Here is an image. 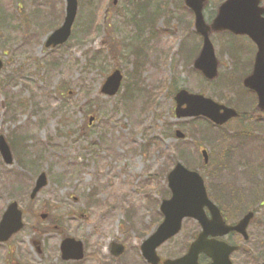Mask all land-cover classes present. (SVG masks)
<instances>
[{
  "label": "rangeland",
  "instance_id": "374dc122",
  "mask_svg": "<svg viewBox=\"0 0 264 264\" xmlns=\"http://www.w3.org/2000/svg\"><path fill=\"white\" fill-rule=\"evenodd\" d=\"M219 3L206 5L209 23ZM65 9V0H0V135L14 156L7 165L0 155V219L16 200L26 223L0 243V264H65L63 236L95 239L91 218L97 215L98 264H119L125 257L128 264H145L140 242L161 219L159 205L170 197L167 175L177 162L198 170L218 199L224 187L242 184L232 172L242 174L243 160L257 158L264 191V117L253 114L256 103L242 84L255 51L247 38L211 35L219 73L209 81L193 67L202 40L182 0H79L69 40L47 47ZM115 69L123 80L117 94L108 95L102 87ZM180 89L244 115L221 127L201 118L178 119L174 97ZM176 129L187 138H177ZM43 172L48 184L32 200ZM91 198L97 205L88 206ZM74 213L79 219L70 221ZM229 213L239 217L244 207ZM257 215L264 224V207ZM194 230L187 219L159 253L185 252ZM115 239L128 249L118 261L110 252ZM34 240L41 241V253Z\"/></svg>",
  "mask_w": 264,
  "mask_h": 264
},
{
  "label": "water",
  "instance_id": "95a60500",
  "mask_svg": "<svg viewBox=\"0 0 264 264\" xmlns=\"http://www.w3.org/2000/svg\"><path fill=\"white\" fill-rule=\"evenodd\" d=\"M260 0H228L219 8V14L212 25L205 22L203 8L207 0H185L186 5L195 13V28L203 36V48L199 57L194 62V67L203 74L213 79L218 74V62L214 54V48L210 40V32L230 30L236 34H248L258 45L254 70L248 76L244 84L254 90L259 98V107L264 109V18L261 14L263 9L258 7ZM66 16L60 28L55 30L47 39L46 46H57L65 43L71 33L78 10V0H66ZM118 0H114L116 4ZM3 62L0 59V72ZM122 73L115 70L105 81L102 92L108 95H115L121 85ZM176 114L181 117L205 116L222 125L230 118L237 116V112L229 107L206 98L200 94H190L186 90H181L177 96ZM186 105V107H183ZM178 138H185V134L177 130ZM0 152L7 164L13 163V156L4 136H0ZM204 157L207 161V152L204 150ZM47 184V177L42 173L33 189L31 197ZM168 184L172 192L169 199L163 200L161 210L165 215L163 223L157 231L147 239L142 249L144 256L153 264H158L159 257L156 249L163 242L175 236L182 228L183 219L193 217L200 221L204 231L197 241L191 244L188 253L176 260H167L164 264H198L197 259L200 252H206L214 259V264H231L229 254L234 249L225 243H215L206 241L209 234L224 235L231 229L244 230L252 218V213L247 214L236 226H228L222 219L220 210L209 199L204 179L194 170H189L182 163H177L168 174ZM208 206L212 212V219H208L204 208ZM24 226L22 211L17 202H12L0 221V242L7 241L13 234L21 230ZM70 242L75 243L73 250L70 249ZM122 246L115 249L116 254H120ZM63 258H80L82 256L81 243L74 240H64L62 243ZM20 264V263H18Z\"/></svg>",
  "mask_w": 264,
  "mask_h": 264
},
{
  "label": "flooded vegetation",
  "instance_id": "af4514ba",
  "mask_svg": "<svg viewBox=\"0 0 264 264\" xmlns=\"http://www.w3.org/2000/svg\"><path fill=\"white\" fill-rule=\"evenodd\" d=\"M225 0H221V2H224ZM260 6L264 7V0H260ZM264 16V14H263ZM232 35V34H231ZM236 36V35H235ZM247 38V40H249V42L251 43L252 47L257 50V46L256 44L248 37V36H242ZM253 114L256 116H260V117H264V112L260 109H253ZM243 113H240L238 115L237 118H242L243 117ZM246 115V113H245ZM251 158V157H250ZM259 159H254L253 161H250L248 159L243 160L242 164H241V168L244 167V171L242 172V174L240 172H238L237 170L233 171L232 175H240V179L242 184L240 186H227L224 187V189H222L223 193L221 194H216L217 196L221 195L218 199L214 197L213 192L210 193V197L211 199L218 205V207L221 210L223 219L225 220L226 224L234 226L237 225L240 220L249 212H253V218L251 219V221L248 223V225L246 226V228L244 230H231L229 231L226 235L219 237V236H214L213 234H209L207 236V239H205L206 241H213V242H225L227 243L229 246L232 245L234 247H236L237 249H235L231 254H230V260L232 261V264H246L247 260H250V264H263L264 263V235H263V230L262 233L260 231V226L264 227V224L260 223L257 221V217H258V211L261 207H264V191L262 190L261 187H259V181L258 179L262 178L261 177V172L260 169L261 167V162L258 161ZM209 163H207L206 165H208ZM230 166L232 165L231 163H229ZM250 185H248L247 183ZM250 186V187H249ZM95 191L93 192V194L91 195L92 197L95 196ZM98 201H92V198L89 201L88 206L91 205H97ZM244 207V213L243 215L239 216V217H234L232 215H230L229 212L235 213V211L239 210L240 208ZM158 210V209H157ZM159 215H160V220L164 219L163 214L161 213L160 209H159ZM47 214H43L42 217H46ZM85 214H81V217L86 219L88 217H84ZM93 216V215H91ZM206 216H208V218L212 219V214L210 213L209 209L206 208ZM158 217V216H157ZM79 216L76 215V213L69 215V220L70 221H74V220H78ZM89 219V218H88ZM92 228L95 229V234L96 237L95 239H87L86 235H79V236H73V235H65L63 236L62 240H61V244H60V250H61V246H62V242H64V240H74L75 242L81 243L82 245V256L80 258H63V254H62V250H61V258L62 260L65 262V264H98V215L96 217H92ZM156 219V218H155ZM160 220L158 219V222H160ZM195 223V230L193 232V239L190 240V242L187 244L186 246V250L183 253H180L179 255L176 256H162L159 253V249L164 245L160 246V248H158L157 252L158 255L160 256V261L158 262V264H164V262L168 259H176L179 258L181 256H183L184 254H186L189 250V247L192 243H194L195 241L198 240L201 232H202V226L200 225V223L195 220L192 219ZM89 221V220H88ZM155 221V220H153ZM69 223V221H68ZM156 223V221H155ZM70 224V223H69ZM95 224V226H94ZM71 225V224H70ZM90 226V225H89ZM70 231L68 234H71V228L69 227ZM156 229V228H155ZM154 229V230H155ZM153 230V231H154ZM153 231L151 232V234L153 233ZM149 234V235H151ZM149 235H147V237H149ZM146 237V238H147ZM143 239L140 242V256L141 258H143V260L145 261V264H151L143 255L142 252V243L146 240ZM172 240V239H170ZM169 240V241H170ZM168 241V242H169ZM167 243V242H166ZM250 243V246H247V244ZM33 244L35 245L38 253L42 252V247H41V241L39 240H34ZM70 249L71 251L73 250V246L75 245V243L70 242ZM121 244L123 245V250L120 254H116L115 253V249L118 248V246ZM112 256L114 257L115 261L119 260V257L122 255H127L128 253V249L126 246L125 241H123V239L121 241H118L117 239H115L114 241H112L111 243V250H110ZM126 258V257H125ZM124 258L123 262H120L119 260V264H128V262L126 261V259ZM198 264H214V259L207 254L206 252H200L198 255V259H197ZM29 264V263H24V262H15L14 264ZM135 260L132 261L131 264H134Z\"/></svg>",
  "mask_w": 264,
  "mask_h": 264
}]
</instances>
